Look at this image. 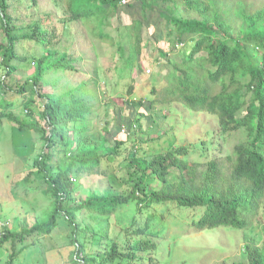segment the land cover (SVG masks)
I'll use <instances>...</instances> for the list:
<instances>
[{
	"label": "trees",
	"instance_id": "trees-1",
	"mask_svg": "<svg viewBox=\"0 0 264 264\" xmlns=\"http://www.w3.org/2000/svg\"><path fill=\"white\" fill-rule=\"evenodd\" d=\"M57 3L66 15L62 29L50 15L37 12L36 0H0L5 37L0 43L5 70L0 77V128L7 119L21 131L41 135L42 151L21 183L40 178L52 199L45 215L23 233L4 228L0 254L12 239L23 243L35 234L50 235L65 222L72 229V264L153 263V232L159 220L166 221L171 206L198 230L247 231L263 223L264 0ZM71 24L77 26L79 43L90 36L115 48L113 70L131 83L127 99L107 94L98 62L92 72L79 67L81 59L63 45L65 27ZM148 51L150 57L158 54L156 72L165 84L153 89L156 99L146 104L133 96L137 78L146 74ZM25 64H36V69L15 90L6 78ZM29 90V114L35 115L31 104L41 110L34 122L7 112L14 105L5 95L23 96ZM176 105L215 117L212 138L223 143H214L213 156L208 141L201 142V153L185 145L149 153L147 146H159L163 135L135 137L160 128L158 119L168 120ZM234 134L245 140L226 153ZM192 154L198 159L192 160ZM93 176L107 185L77 197L81 182ZM82 215L118 216L121 227L116 233L90 227L80 220ZM262 239L261 247L246 246L247 264H264V226Z\"/></svg>",
	"mask_w": 264,
	"mask_h": 264
},
{
	"label": "rangeland",
	"instance_id": "rangeland-1",
	"mask_svg": "<svg viewBox=\"0 0 264 264\" xmlns=\"http://www.w3.org/2000/svg\"><path fill=\"white\" fill-rule=\"evenodd\" d=\"M57 1L36 0V8L37 12L43 16L50 15L54 26L62 29L60 22L61 19L66 18V15ZM76 28L75 24L69 25L68 29L65 27L63 45L74 50L73 53L81 59L79 67L84 71L92 72L95 62H98L103 77V86L107 94L111 97L127 99L131 83L129 78L126 77L123 80L120 77V70H113L114 66L111 62L115 48L109 45H101L90 36L81 37L79 43L75 37ZM66 31L68 35H66ZM2 42H5V37L0 30V43ZM40 50L37 45H34V52L37 55H41L42 51ZM153 55L154 57H150L149 51L147 52L145 58L149 65L146 74L137 78L135 84L133 97L137 100L143 99L145 103L155 100L156 95L152 93L153 89L165 84L163 75L156 72L159 68L156 67L154 61L158 54L154 51ZM2 60L3 58L0 56V77L5 71ZM17 65L20 66L19 62ZM35 69L36 64H32V66L21 65L16 73L6 78V83L12 84L15 90L19 89L20 85L34 74ZM54 77L56 76L54 75ZM65 83L66 79L64 78L62 85ZM5 98L13 102L14 105L7 112H12L20 121L34 122L41 113L37 105L31 104L35 115L29 114L27 104L33 98L30 90L23 96L6 94ZM176 108L177 111L170 113L168 120L158 119V124H161L162 127L147 130L145 134H135V137L147 138L150 136L157 138L163 135L159 146L156 144L147 146L149 153H155L159 148L164 152L171 145L175 147L185 145L190 150L196 149L201 153L203 151L200 147L201 142L208 141L210 142L208 152L210 156H213L215 153L211 147L223 143L222 139L215 140L213 139L215 137L212 138V132L217 126L215 117L205 113L190 112L181 105H176ZM3 111L0 107V113ZM241 135L234 134L231 143L224 152L231 151L235 145L245 140ZM43 144L39 133L21 131L15 128L9 120L3 119V126L0 128V218L5 224L6 232L23 233L24 230L32 227L39 218L43 217L50 207L52 199L47 195V187L40 178L32 176L28 183H21L31 171L34 160L42 151ZM193 154L192 160L198 159V156ZM106 185V180L97 176L84 179L81 182L77 197L85 198L88 190H103ZM175 207L171 206L166 221L159 220L156 223V229L152 236L157 246L153 256L155 261L148 264H247L246 246L254 244L261 247L263 244L264 219H262L263 223H258L247 231L229 228L204 231L189 225L185 216L178 214ZM161 208V206L157 207V209ZM191 215L188 216L191 217ZM92 217L82 215L80 220H84L90 227L98 226V228H104L110 233L119 232L121 226L118 216L112 217L110 220L93 215ZM71 234V227L65 222H60L58 228L50 235L38 236L35 234L27 237L23 243L20 240L12 239L4 245L0 254V264H8L11 260L10 256L15 251L20 252L21 248L23 251L16 257L13 264H72Z\"/></svg>",
	"mask_w": 264,
	"mask_h": 264
},
{
	"label": "built area",
	"instance_id": "built-area-1",
	"mask_svg": "<svg viewBox=\"0 0 264 264\" xmlns=\"http://www.w3.org/2000/svg\"><path fill=\"white\" fill-rule=\"evenodd\" d=\"M123 133H127V130L124 129V130H123ZM4 228H5V224L3 223V221L0 220V233H1V235H4V234H5V233L3 232Z\"/></svg>",
	"mask_w": 264,
	"mask_h": 264
}]
</instances>
